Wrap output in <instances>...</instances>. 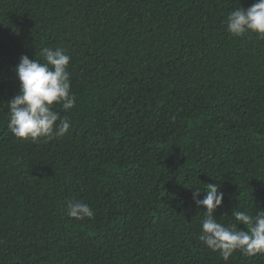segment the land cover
<instances>
[{"label":"trees","instance_id":"trees-1","mask_svg":"<svg viewBox=\"0 0 264 264\" xmlns=\"http://www.w3.org/2000/svg\"><path fill=\"white\" fill-rule=\"evenodd\" d=\"M256 2L0 0V264H264L202 244L192 195L217 185L224 226L264 210V40L226 26ZM44 47L71 57V128L21 140L15 68Z\"/></svg>","mask_w":264,"mask_h":264},{"label":"clouds","instance_id":"clouds-1","mask_svg":"<svg viewBox=\"0 0 264 264\" xmlns=\"http://www.w3.org/2000/svg\"><path fill=\"white\" fill-rule=\"evenodd\" d=\"M227 30L234 36L256 34L264 40V0H257L251 7H239L233 10L226 21ZM40 55L44 62L22 56L15 68L20 88L17 95L8 102V128L12 135L21 140L37 141L40 138L66 135L71 123L53 111V105L60 104L67 111L75 106V96L71 94L68 66L71 57L63 49L53 50L44 47ZM206 196L198 199L201 193ZM197 207L206 209L201 220V233L198 239L214 252H219L227 261L234 252L240 251L247 256L264 253V210L255 215L247 210L236 209L231 217L235 223L224 226L214 218V213L221 207L224 194L214 184L206 185L201 191L192 190ZM67 215L76 220L91 219L93 210L86 203L76 201L68 205ZM246 226L247 230L237 225Z\"/></svg>","mask_w":264,"mask_h":264}]
</instances>
